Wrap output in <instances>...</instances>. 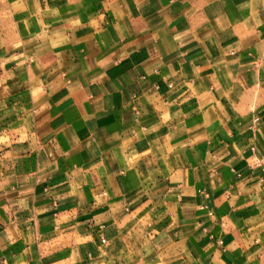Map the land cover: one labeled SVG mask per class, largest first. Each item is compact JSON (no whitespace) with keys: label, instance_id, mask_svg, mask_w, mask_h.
Here are the masks:
<instances>
[{"label":"crops","instance_id":"crops-1","mask_svg":"<svg viewBox=\"0 0 264 264\" xmlns=\"http://www.w3.org/2000/svg\"><path fill=\"white\" fill-rule=\"evenodd\" d=\"M0 264H264V0H0Z\"/></svg>","mask_w":264,"mask_h":264}]
</instances>
